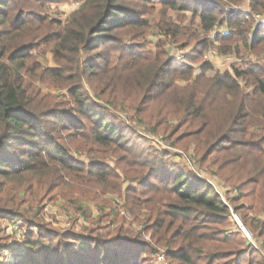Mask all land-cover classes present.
Listing matches in <instances>:
<instances>
[{
    "label": "trees",
    "instance_id": "1",
    "mask_svg": "<svg viewBox=\"0 0 264 264\" xmlns=\"http://www.w3.org/2000/svg\"><path fill=\"white\" fill-rule=\"evenodd\" d=\"M64 1L72 0H0V220L29 224L25 257L16 264H154L144 254L157 247L166 249L168 264H255L242 233L216 232L208 223L229 225L233 211L264 249V22L254 18H264V0H85L65 23L46 15ZM246 2L247 11L241 8ZM144 6L159 16L146 18ZM179 12L191 14L196 29L176 21ZM153 29L165 37L154 52L146 41ZM171 44L182 60L170 54ZM216 47L249 59L230 71L215 70L201 62ZM38 52L51 53L57 68L42 67ZM36 83L67 89L69 106ZM111 110L136 114L175 147L185 143L181 149L192 151L237 196L226 205L211 184L177 168L170 153L139 154ZM72 151L86 152L87 164L74 160ZM110 153L113 170L103 160ZM141 167L149 172L129 178ZM120 169L139 185L125 190L124 206L144 212L154 244L111 229L118 217L113 209L102 234L56 235L38 214L27 219L29 212L14 210L16 200L5 188L14 183L27 193L31 177L39 187L50 182L48 191L60 182L78 183L92 202L108 194L122 198ZM6 249L0 244V264H8Z\"/></svg>",
    "mask_w": 264,
    "mask_h": 264
},
{
    "label": "rangeland",
    "instance_id": "2",
    "mask_svg": "<svg viewBox=\"0 0 264 264\" xmlns=\"http://www.w3.org/2000/svg\"><path fill=\"white\" fill-rule=\"evenodd\" d=\"M72 1H64L50 5V7H48L46 11V15H48L52 19L60 20L63 23L69 21L74 13L78 12L85 4V0H81L83 5H81L79 8H70L68 6L72 3ZM140 3L143 4L145 2ZM128 4L129 3H126V5H124L136 8V6ZM149 9V7L144 6L146 16L147 14H149V16L146 18L154 19L159 16L158 12H148ZM181 13L183 12H179L178 15L174 14V17L176 18L175 20L181 21L184 27L196 29V24L194 20L191 19V14L186 13L180 15ZM170 15H173V12H171ZM213 34L214 33L211 32L209 34V37H212ZM203 37L206 38V36ZM164 38L165 37L160 30L153 29L151 34L146 39L147 42L148 40L149 42H152V44L150 43V46H147V50L154 52L155 48L161 44V41H163ZM174 47L175 46L171 44L170 48L172 52L170 51V54L174 53L175 55H180L181 53H183L177 51L176 47L174 51ZM195 48L197 47L194 46V49ZM191 49L192 48L187 50ZM37 54H40L37 59L42 67H44L45 69L57 68L56 63L54 62V57L51 53L38 52ZM204 55L205 56L203 58V61L201 60V63L210 62L215 70H220L221 72L230 71L231 66L235 64L236 66H242L241 64H244L245 60L249 59L247 55L246 58H240L237 56L239 58L238 59L235 55L221 54L217 50V47L210 48L205 52ZM262 55H260V57L264 59V56ZM196 63L198 64L197 66H200L201 64L199 61ZM263 63L264 61H260V64ZM34 86L38 89H41L43 94L51 96L53 101L55 100L58 103L64 104V106H69L68 102L70 101V97L67 94V89L57 86L50 87L47 84L41 83H36ZM119 86H116V89L120 90L121 88ZM94 100L97 101L99 106L107 107L105 102H103L102 100L97 98H94ZM111 111V115L116 120V124L121 125V127L125 129V137L130 143H132V146H134L139 154L145 156L151 153L153 154L155 150L159 152H166V154L170 153V155H168L169 160L174 162L177 168L186 173L196 175L197 177L202 178V180L211 184L213 189H215V191L219 193L220 198L226 205L228 203V197L235 198L237 196L230 185L224 183L223 180L216 174L212 173L209 168L206 167V165L200 164L195 157L196 155H194L191 150V152L186 153L182 150L183 148L181 149V146L185 147V143H183L182 145H180V143L179 145H177V147H175L171 144V139L163 136L162 134H156L152 132L149 127H145L141 123V118L136 114H133L127 110ZM71 156L77 162H85L87 164L86 161L88 159V156L86 152L84 153V151H82L81 153H79L72 151ZM113 156L115 155L113 153H110V155H108L105 159L103 158V160H106V164H108V167L110 166L109 168L111 169L115 168V159ZM116 156L117 160H121V158L123 157L122 153L120 152H117ZM153 157H151V160H149V165L152 164ZM147 172L149 171L144 170L141 167L137 171V173L131 171V173L129 174V176L131 177L129 178L134 179L139 177L141 174H147ZM117 174L121 177L118 181V185L123 189V195H121L122 198H120V194H108L104 195L103 197L100 196L99 200L94 201L95 203L90 201V198L83 197V194L79 192L83 187H81L78 183L69 181H66V183L60 182V186L57 187V189L48 191L50 182H48V185L46 187H39L38 182L30 177L26 179L25 183L28 190L27 193H24L23 188L14 183H6L5 188L7 187L9 190H11V198L13 200H16L15 204L13 205L14 210L21 213L29 212V215H27V219H34L33 216H36L38 214L39 218L41 219L40 222H43V228L50 229L56 235H63L64 233L69 232L85 237L95 236L99 234L101 230H108L106 227L108 226V220H110V216L108 217L107 214H109V212L112 211L111 209H113L115 212H117L118 217H116L117 224L113 225L111 229H113L114 231L121 230L122 232L130 231L134 235L140 234L143 241L154 244L150 236L146 235L145 232V219L143 215L144 212L140 210L134 211L132 213L124 206L125 190L129 187H139L138 183L126 179L123 176L124 173L122 172V169H120ZM55 186H58L57 183L55 184ZM86 188L87 190H89L88 187ZM234 216L238 217L240 223L250 233V239H247L244 232L241 231L239 222L234 218ZM228 221L229 225L226 226L210 225L209 223L208 226H210V228H212L216 232L218 231V229L226 228L225 230L227 235L232 232L233 234H237L239 236L237 232L242 233L248 240L251 247L254 249V263L257 264V262L260 260L259 258L262 256L264 257V249L259 237H257V235L250 229V227L243 222L242 217L239 214H235L233 211H231V217ZM201 222L202 219L199 220V223ZM28 225L29 224L27 223H20L17 225L9 224L8 222L0 220V244L3 246H8L10 248L9 250L6 249V251L4 252V260L6 261V263L16 264L25 257L23 240L25 232H27L29 229ZM33 231L35 233L38 232V230L35 229H33ZM103 232H101V234ZM163 253L166 256V249L157 247L156 251H154L153 253L147 252L146 254H144V257L147 256V258L151 259L154 264H160L156 261L155 256L157 257L158 255H162ZM168 262L169 260L167 259V257H165V264H168Z\"/></svg>",
    "mask_w": 264,
    "mask_h": 264
},
{
    "label": "built area",
    "instance_id": "3",
    "mask_svg": "<svg viewBox=\"0 0 264 264\" xmlns=\"http://www.w3.org/2000/svg\"><path fill=\"white\" fill-rule=\"evenodd\" d=\"M81 5H83L81 1H72V3H71L68 7L77 9V8H79ZM66 6H67V5H66ZM254 18L257 20V22L262 21V18H260L259 16H254ZM177 58H178V60L180 61V60L183 59V55H182V54L177 55ZM234 218L239 222V227H240L241 231L244 232L246 238H247V239H250V238H251L250 233H249V232L245 229V227L240 223V220L238 219V217L234 216ZM156 255H158V254H156ZM164 256H165L164 253H163L162 255H158L157 257L155 256L156 261H157L158 263H160V264H165V257H166V256H165V257H164Z\"/></svg>",
    "mask_w": 264,
    "mask_h": 264
},
{
    "label": "crops",
    "instance_id": "4",
    "mask_svg": "<svg viewBox=\"0 0 264 264\" xmlns=\"http://www.w3.org/2000/svg\"><path fill=\"white\" fill-rule=\"evenodd\" d=\"M243 10H249V6H248V2H246V4H244L242 7H241ZM261 22H264V18H262V21ZM223 31V30H222Z\"/></svg>",
    "mask_w": 264,
    "mask_h": 264
},
{
    "label": "bare ground",
    "instance_id": "5",
    "mask_svg": "<svg viewBox=\"0 0 264 264\" xmlns=\"http://www.w3.org/2000/svg\"><path fill=\"white\" fill-rule=\"evenodd\" d=\"M216 30V29H215ZM215 30H214V32H215Z\"/></svg>",
    "mask_w": 264,
    "mask_h": 264
}]
</instances>
